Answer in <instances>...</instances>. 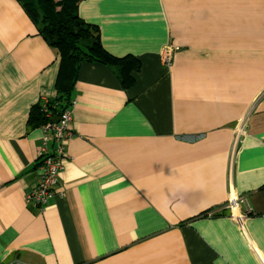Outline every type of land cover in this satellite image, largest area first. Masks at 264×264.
Instances as JSON below:
<instances>
[{
  "label": "crops",
  "instance_id": "obj_1",
  "mask_svg": "<svg viewBox=\"0 0 264 264\" xmlns=\"http://www.w3.org/2000/svg\"><path fill=\"white\" fill-rule=\"evenodd\" d=\"M77 13L140 70L123 90L81 65L57 190L37 208L27 118L54 97L58 57L0 0V264H264V0H82ZM230 193L240 223L220 210Z\"/></svg>",
  "mask_w": 264,
  "mask_h": 264
},
{
  "label": "trees",
  "instance_id": "obj_2",
  "mask_svg": "<svg viewBox=\"0 0 264 264\" xmlns=\"http://www.w3.org/2000/svg\"><path fill=\"white\" fill-rule=\"evenodd\" d=\"M16 1L38 35L58 57L55 95L51 99H39L30 107L28 129H39L55 122L70 107L71 94L83 64L110 69L123 90L134 85V75L140 70L139 59L133 56L117 58L102 47L98 28L86 24L78 16L77 7L82 0ZM37 161L39 163V159Z\"/></svg>",
  "mask_w": 264,
  "mask_h": 264
},
{
  "label": "built area",
  "instance_id": "obj_3",
  "mask_svg": "<svg viewBox=\"0 0 264 264\" xmlns=\"http://www.w3.org/2000/svg\"><path fill=\"white\" fill-rule=\"evenodd\" d=\"M171 55L170 49L162 51L161 56L167 66L171 63ZM74 105L75 102L72 100L70 107L63 111L57 122H49L39 127L40 146L37 166L39 177L37 183L25 196L27 205L42 208L57 190L59 175L63 170V160L66 158L65 146L73 135L71 120ZM245 125V121L240 122L234 129L231 156L245 134ZM242 203L243 199L241 197L230 193L220 210L227 211L234 221L240 223L244 218V215L239 213V207ZM207 215L212 216L213 213L208 212Z\"/></svg>",
  "mask_w": 264,
  "mask_h": 264
},
{
  "label": "water",
  "instance_id": "obj_4",
  "mask_svg": "<svg viewBox=\"0 0 264 264\" xmlns=\"http://www.w3.org/2000/svg\"><path fill=\"white\" fill-rule=\"evenodd\" d=\"M58 121V118L57 119H55V122H57Z\"/></svg>",
  "mask_w": 264,
  "mask_h": 264
},
{
  "label": "rangeland",
  "instance_id": "obj_5",
  "mask_svg": "<svg viewBox=\"0 0 264 264\" xmlns=\"http://www.w3.org/2000/svg\"><path fill=\"white\" fill-rule=\"evenodd\" d=\"M231 158H232V156H231Z\"/></svg>",
  "mask_w": 264,
  "mask_h": 264
}]
</instances>
